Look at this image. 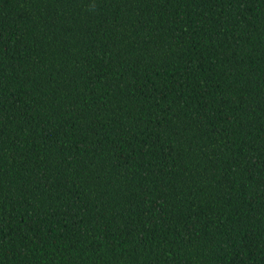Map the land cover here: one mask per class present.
<instances>
[{
    "label": "trees",
    "instance_id": "obj_1",
    "mask_svg": "<svg viewBox=\"0 0 264 264\" xmlns=\"http://www.w3.org/2000/svg\"><path fill=\"white\" fill-rule=\"evenodd\" d=\"M0 264H264V0H0Z\"/></svg>",
    "mask_w": 264,
    "mask_h": 264
}]
</instances>
